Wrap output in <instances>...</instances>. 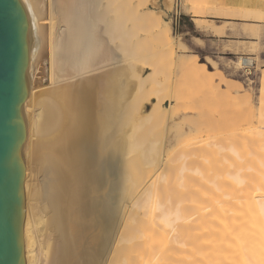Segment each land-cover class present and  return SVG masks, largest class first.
Masks as SVG:
<instances>
[{"label": "bare ground", "instance_id": "6f19581e", "mask_svg": "<svg viewBox=\"0 0 264 264\" xmlns=\"http://www.w3.org/2000/svg\"><path fill=\"white\" fill-rule=\"evenodd\" d=\"M30 3L42 41L28 72L23 107L26 264H114L117 256L119 264H264V150L257 148L263 145L261 134L256 144H243V149L229 141L226 145V129L213 127L221 108L204 113L211 108L207 104L196 131L199 148L186 151L176 165L169 162L170 172L161 173L168 158L158 144L166 140V119L186 91L164 94L170 82L164 88L157 80L164 96L158 95L150 109L139 108L142 87L155 73L141 74L138 62L142 30L174 54L170 28L160 19L149 22L152 15L140 0ZM245 11L264 17L261 9ZM241 62L250 65L252 59L241 57ZM202 69L204 63L188 66L192 75ZM262 73L264 104V69ZM164 97L170 107H164ZM36 98L41 107L34 114ZM263 110L258 114L264 121ZM145 124L159 127L162 140L148 142L141 133ZM34 130L45 144L34 146ZM32 149L45 157L38 186L28 172ZM42 213L49 236L40 251L34 225Z\"/></svg>", "mask_w": 264, "mask_h": 264}, {"label": "rangeland", "instance_id": "374dc122", "mask_svg": "<svg viewBox=\"0 0 264 264\" xmlns=\"http://www.w3.org/2000/svg\"><path fill=\"white\" fill-rule=\"evenodd\" d=\"M249 1L239 0L237 3L236 0H140L141 7H148L147 9L152 15L149 22L156 23L160 19L165 27L170 28L171 35L175 38L176 47L173 54L158 46L157 37L153 33H149L151 35L147 34V36L143 30L141 31V56L138 62L139 67L144 69L141 74L147 75L154 71L155 77L153 74L148 83L142 87L139 108L144 106L150 109L154 103L158 102L159 96L179 93L178 89L186 91L185 96L181 97L178 103L175 102L178 105L172 116L166 119L168 126H165L168 132L165 141H161L162 132L159 127L151 124L141 127V133L148 142L159 140L161 142L158 146L164 145L165 147V157L168 160L167 165L160 168V170L164 168L165 172L161 171L163 175L171 170L168 167L171 166L168 164L169 162L173 161V165H176L180 159L185 158L186 151L199 148L201 143L196 131L201 129L202 125L199 123L200 113L203 114L204 109L212 108V106L217 109L210 108L204 113L206 111V113L208 111L211 113L212 110L217 111L218 108H221V116L217 122H214L215 125H212L215 128L219 127L221 131L226 129L224 133H228L227 140L226 138L223 140L227 142L226 145L230 142L237 148L243 149V144H256L257 135L261 134L263 145L262 147L257 146V148L264 150V121L258 114V111L264 108L260 97L263 87L264 27L246 24L249 19L264 20V17H253L245 11V9H250ZM154 22L152 24H155ZM179 43L183 44L184 48L180 47ZM47 49L43 56L46 57L44 63L48 67L50 59H48ZM241 57H250L252 64H243ZM181 62H185V67H181ZM195 62L204 63L205 69H202V72L200 69L198 71L200 74L197 72V75L189 74L188 66ZM41 65L43 66L42 62ZM35 77L39 80V76ZM171 77L175 78L176 83H171L173 81ZM222 79H225L232 87L228 88L229 86ZM157 80L163 83L164 88L169 86V91L162 95L163 91L158 89H163V87L158 86ZM167 82H170L169 85ZM41 83L44 85L49 83L48 74L45 78L42 77ZM41 83L37 82L38 85ZM175 95L177 96V94ZM164 101V107H170V101L167 98ZM39 103L40 98H36L33 102L32 108L36 110H34V114L40 110ZM143 115L144 113L141 112L140 116ZM44 141V136L34 130L32 138L34 146L37 142V144L43 145ZM224 145L222 144L221 147ZM233 157L238 156L233 155ZM28 159V172L34 176L33 182L37 185L40 183L39 178L42 177L41 164L45 157L39 156L36 150L32 149ZM163 175L161 174V176ZM157 179H159L157 182H163H160L162 177ZM159 189L163 193L167 191L163 185ZM41 215L39 223H36L37 226L34 225V228H37L35 231L36 248L40 251L48 239L47 235L49 236L45 222L47 216L44 213ZM114 260L118 261V263L114 261V264H119L121 257L117 256Z\"/></svg>", "mask_w": 264, "mask_h": 264}, {"label": "water", "instance_id": "95a60500", "mask_svg": "<svg viewBox=\"0 0 264 264\" xmlns=\"http://www.w3.org/2000/svg\"><path fill=\"white\" fill-rule=\"evenodd\" d=\"M38 20L30 0H0V264H26L23 107L42 41Z\"/></svg>", "mask_w": 264, "mask_h": 264}, {"label": "crops", "instance_id": "0c3cea01", "mask_svg": "<svg viewBox=\"0 0 264 264\" xmlns=\"http://www.w3.org/2000/svg\"><path fill=\"white\" fill-rule=\"evenodd\" d=\"M236 2L238 3L239 0H236ZM248 6L250 7L251 10H256V9L264 10V0H250ZM246 24L264 27V20L249 19Z\"/></svg>", "mask_w": 264, "mask_h": 264}]
</instances>
